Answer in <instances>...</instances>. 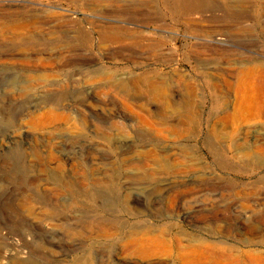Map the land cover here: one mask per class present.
I'll use <instances>...</instances> for the list:
<instances>
[{
  "label": "rangeland",
  "instance_id": "rangeland-1",
  "mask_svg": "<svg viewBox=\"0 0 264 264\" xmlns=\"http://www.w3.org/2000/svg\"><path fill=\"white\" fill-rule=\"evenodd\" d=\"M262 63L264 0H0V264H264Z\"/></svg>",
  "mask_w": 264,
  "mask_h": 264
},
{
  "label": "bare ground",
  "instance_id": "bare-ground-1",
  "mask_svg": "<svg viewBox=\"0 0 264 264\" xmlns=\"http://www.w3.org/2000/svg\"><path fill=\"white\" fill-rule=\"evenodd\" d=\"M187 1V0H186ZM195 7L198 9V8H200V4H195ZM187 8V7H186ZM192 9H195V8H192ZM203 9V8H202ZM201 9V10H202ZM212 10V9H211ZM185 11V10H184ZM24 17H26V19L25 20H23L24 22H28V23H32V24H37L38 23V20L40 19V17L39 16H36V15H31V16H24ZM23 22V23H24ZM23 24H20V25H17V26H22ZM17 26H15V27H17ZM100 37H101V41L102 42H117V41H120L121 39H125V33H121V32H118L117 30L115 31V30H105V29H103V30H101L100 31ZM115 44V43H114ZM234 58V57H233ZM258 65H262L261 67H262V69L261 70H257L258 71V74H257V76H256V80L257 81H253V83H252V85H250L251 86V89L253 90V98H252V101H251V103H247V105H246V107H245V110H247V108H248V111H250L251 113H254V114H256L257 116H261V115H263L264 114V92H263V85H261V83L262 82H264V64L262 63V64H258ZM257 65V67L259 68L260 66H258ZM254 68H256V67H254ZM248 71L249 72H254V69H250V68H248ZM230 72V71H229ZM226 73V72H225ZM234 73V72H233ZM222 74V73H221ZM228 76H230V77H232V78H236V80H238L239 82L237 83V86L240 88V89H244V87H245V84H244V82H242L241 80H239V75L238 74H235V75H231V74H227ZM229 77V78H230ZM231 79V78H230ZM227 80V79H226ZM225 80V81H226ZM227 82V84H228V86H231L232 85V83L230 82V81H226ZM149 85V87L151 88V89H153L152 90V94L153 95H160L158 92H157V90L151 85V84H148ZM249 87V86H248ZM236 88V87H235ZM122 89L123 90H127V91H129V88H128V86L126 85V84H123L122 85ZM247 90V89H246ZM245 90V91H246ZM250 91V90H249ZM248 91V92H249ZM246 93H247V91H246ZM245 94V93H244ZM163 97V96H162ZM250 97V96H249ZM155 98V97H154ZM165 99H166V97H165ZM251 99V98H250ZM249 101V100H248ZM245 102V101H244ZM239 104H240V107L242 108L243 107V104H242V102L240 101L239 102ZM174 108H178V109H181V108H185V105H186V103L185 102H183L182 104L181 103H174L173 104V102H172V104H171ZM182 105V106H181ZM215 130V129H214ZM207 141V140H206ZM211 145V144H210Z\"/></svg>",
  "mask_w": 264,
  "mask_h": 264
}]
</instances>
